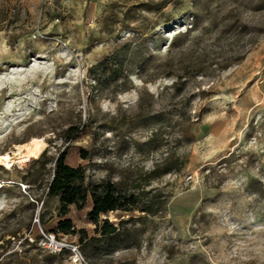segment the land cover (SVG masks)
<instances>
[{"label":"rangeland","instance_id":"1","mask_svg":"<svg viewBox=\"0 0 264 264\" xmlns=\"http://www.w3.org/2000/svg\"><path fill=\"white\" fill-rule=\"evenodd\" d=\"M63 151L136 197L115 234L50 232ZM3 154L0 264H264V0H0Z\"/></svg>","mask_w":264,"mask_h":264},{"label":"trees","instance_id":"2","mask_svg":"<svg viewBox=\"0 0 264 264\" xmlns=\"http://www.w3.org/2000/svg\"><path fill=\"white\" fill-rule=\"evenodd\" d=\"M47 194L59 199L58 219L50 230L56 238L75 233L72 220L67 217L71 207L78 212L86 210L85 216L93 224L94 231L104 237L115 234L117 228L107 219L100 218L117 211L130 212L137 204L135 196L117 193L116 186L111 182L99 185L85 182L82 166L69 165L66 162V151L61 152L54 160Z\"/></svg>","mask_w":264,"mask_h":264},{"label":"built area","instance_id":"3","mask_svg":"<svg viewBox=\"0 0 264 264\" xmlns=\"http://www.w3.org/2000/svg\"><path fill=\"white\" fill-rule=\"evenodd\" d=\"M43 247H45L51 253H59L62 251L68 252L69 261L72 264H83L84 259L76 245L65 243L59 239H56L53 234L43 236Z\"/></svg>","mask_w":264,"mask_h":264},{"label":"bare ground","instance_id":"4","mask_svg":"<svg viewBox=\"0 0 264 264\" xmlns=\"http://www.w3.org/2000/svg\"><path fill=\"white\" fill-rule=\"evenodd\" d=\"M17 148L18 149H17V152L14 153V157L20 156V152L22 151L21 147H17ZM35 149H36L35 146L31 145L29 147V149L26 150L24 157H19L18 160H24L25 161V160L29 159V157L34 154ZM14 157H11L8 154L0 155V166H3V165L10 166Z\"/></svg>","mask_w":264,"mask_h":264}]
</instances>
